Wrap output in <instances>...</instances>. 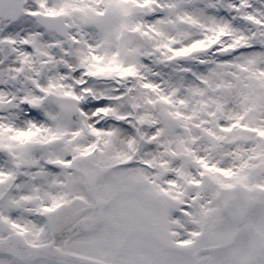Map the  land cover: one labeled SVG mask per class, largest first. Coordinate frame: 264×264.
<instances>
[{
    "label": "snow or ice",
    "instance_id": "obj_1",
    "mask_svg": "<svg viewBox=\"0 0 264 264\" xmlns=\"http://www.w3.org/2000/svg\"><path fill=\"white\" fill-rule=\"evenodd\" d=\"M0 264H264V0H0Z\"/></svg>",
    "mask_w": 264,
    "mask_h": 264
}]
</instances>
